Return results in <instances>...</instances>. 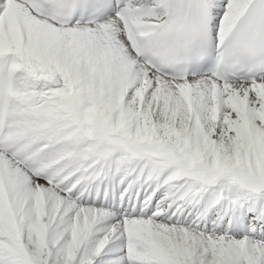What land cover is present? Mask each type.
<instances>
[{"label":"snow or ice","instance_id":"1","mask_svg":"<svg viewBox=\"0 0 264 264\" xmlns=\"http://www.w3.org/2000/svg\"><path fill=\"white\" fill-rule=\"evenodd\" d=\"M0 264H264V0H0Z\"/></svg>","mask_w":264,"mask_h":264}]
</instances>
